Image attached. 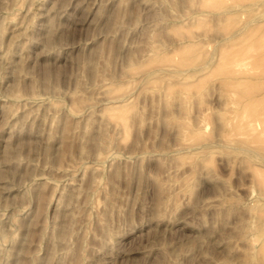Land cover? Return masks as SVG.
Instances as JSON below:
<instances>
[{
    "label": "rangeland",
    "instance_id": "1",
    "mask_svg": "<svg viewBox=\"0 0 264 264\" xmlns=\"http://www.w3.org/2000/svg\"><path fill=\"white\" fill-rule=\"evenodd\" d=\"M263 34L264 0H0V264H264Z\"/></svg>",
    "mask_w": 264,
    "mask_h": 264
},
{
    "label": "bare ground",
    "instance_id": "2",
    "mask_svg": "<svg viewBox=\"0 0 264 264\" xmlns=\"http://www.w3.org/2000/svg\"><path fill=\"white\" fill-rule=\"evenodd\" d=\"M250 2H251V1H250ZM239 3H240V2H239ZM248 3H249V2H248ZM250 6H251V5H250ZM254 6H255V5H254ZM249 13H250V12H249ZM247 17H248V16H247ZM243 19H244V18H243ZM259 24H260V23H259ZM232 27H234V26H232ZM260 29H261V28H260ZM233 31H234V30H233ZM254 35H255V34H254ZM263 35H264V34H263ZM236 38H237V37H236ZM259 41H260V40H259ZM229 42H230V41H229ZM260 42H261V41H260ZM257 43H259V42H257ZM257 43H256V44H257ZM237 44H238V43H237ZM241 44H242V43H241ZM255 47H256V46H255ZM257 47H260V46H257ZM260 48L262 49V47H260ZM261 49H260V50H261ZM260 50H259V52H260ZM244 51H245V50H244ZM241 52H242V51H241ZM259 52H258V53H259ZM261 52H262V51H261ZM232 53H233V52H232ZM239 53H240V52H239ZM240 54H241V53H240ZM244 54H245V53H244ZM261 55H262V54H261ZM239 56H240V55H239ZM210 57H211V56H210ZM217 57H218V56H217ZM235 57H236V55H235ZM243 57H244V56H243ZM261 57L263 58V56H261ZM224 58L226 59L227 57H224ZM224 58H223V59H224ZM237 58H238V57H237ZM240 58H241V57H240ZM262 58H261L260 61H262ZM259 59H260V58H259ZM253 60H254V59H253ZM226 61H227V60H226ZM231 61H232V60H231ZM231 61H230V62H231ZM262 62H263V61H262ZM262 62H261V63H262ZM225 63H226V62H225ZM261 63H260V64H261ZM228 64H229V63H228ZM258 64H259V63H258ZM232 65H233V64H232ZM251 65H252V64H251ZM261 65H262V64H261ZM226 66H227V65H226ZM245 66H246V65H245ZM245 66H244V67H245ZM260 67H261V66H260ZM226 68L228 69L229 67H226ZM251 68H252V67H251ZM256 68H257V67H256ZM261 68H263V66H262ZM221 70H222V69H221ZM223 70H224V68H223ZM254 70H255V69H254ZM257 70H258V69H257ZM230 72H231V71H230ZM232 72H233V71H232ZM222 73H223V72H222ZM218 74H220V73H218ZM223 75H224V74H223ZM228 75H229V74H228ZM229 76H230V75H229ZM236 76H237V75H236ZM226 93H227V92H226ZM247 107H248V106H247ZM262 109H263V108H262ZM246 110H247V109H246ZM240 111H241V110H240ZM248 111H249V110H248ZM244 112H245V110H244ZM246 113H248V112H246ZM246 113H245V114H246ZM241 114H242V113H241ZM243 114H244V113H243ZM240 117H241V116H240ZM250 117H251V116H250ZM253 117H254V116H253ZM246 118H247V117H246ZM255 118H256V117H255ZM256 120H257V119H256ZM260 120H261V119H260ZM243 121H244V120H243ZM256 122H257V121H256ZM230 125H231V124H230ZM241 128H242V127H241ZM233 129H234V128H233ZM226 130H227V129H226ZM236 131H237V130H236ZM251 134H252V133H251ZM184 135H185V133H184ZM251 136L253 137V135H251ZM98 139H99V138H98ZM249 140H250V139H249ZM246 141H247V140H246ZM257 141H258V140H257ZM241 142H242V141H241ZM248 144H249V143H248ZM257 144H258V143H257ZM261 145H262V144H261ZM258 173H259V172H258ZM258 176H259V175H258ZM262 181H263V179H262ZM260 182H261V180H260ZM262 184H264V183L262 182ZM249 219H250V218H249ZM256 224H257V223H256ZM254 226H255V225H254ZM57 228H58V227H57ZM59 228H60V227H59ZM70 228H71V227H70ZM260 228H261V227H260ZM44 230H45V229H44ZM59 230H60V229H58L57 231H59ZM106 230H107V229H106ZM68 231H70V230H67V228L63 226V227L61 228V231H60V232H61L60 236H61V235H63L64 237L67 236V235L69 234ZM46 232H47V231H46ZM241 232H242V231H241ZM254 232H255V231H254ZM257 233H258V232H257ZM248 234H249V233H248ZM58 235H59V234H58ZM71 236H72V235H71ZM245 236H246V235H245ZM64 237H63V238H64ZM66 238H67V237H66ZM250 250H251V248H250ZM263 250H264V249H263ZM2 252H3V251H2ZM247 254H248V253H247ZM250 254H251V253H250ZM73 255H74V254H73ZM253 255H254V254H253ZM246 257H247V256H246ZM68 258H69V257H68ZM73 258H74V257H73ZM242 258H243V260L245 259L244 257H242ZM248 258H249V257H248ZM248 258H247V259H248ZM251 258H253V257L251 256ZM32 261H33V260H32ZM244 261L246 262V259H245ZM254 261H255V260H253L252 264L254 263ZM246 264H247V263H246ZM250 264H251V263H250Z\"/></svg>",
    "mask_w": 264,
    "mask_h": 264
}]
</instances>
